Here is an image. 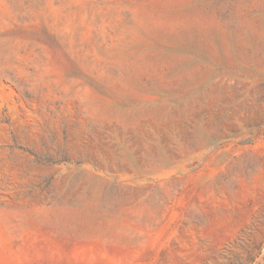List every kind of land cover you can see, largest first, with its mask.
<instances>
[{
	"label": "rangeland",
	"instance_id": "obj_1",
	"mask_svg": "<svg viewBox=\"0 0 264 264\" xmlns=\"http://www.w3.org/2000/svg\"><path fill=\"white\" fill-rule=\"evenodd\" d=\"M0 264H264V0H0Z\"/></svg>",
	"mask_w": 264,
	"mask_h": 264
}]
</instances>
